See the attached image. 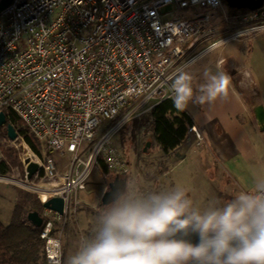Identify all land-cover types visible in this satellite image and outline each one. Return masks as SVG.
Returning a JSON list of instances; mask_svg holds the SVG:
<instances>
[{"label": "built area", "instance_id": "obj_1", "mask_svg": "<svg viewBox=\"0 0 264 264\" xmlns=\"http://www.w3.org/2000/svg\"><path fill=\"white\" fill-rule=\"evenodd\" d=\"M227 8L224 0H12L0 8V111L43 144L36 153L17 133L13 141L28 149L24 177L0 181L41 203L63 200L62 215L40 212L49 264L64 263L54 230L74 212L98 159L110 172L126 171L118 130L169 98L168 76L208 46L264 31V0L252 10ZM25 159L37 164L30 178Z\"/></svg>", "mask_w": 264, "mask_h": 264}, {"label": "clouds", "instance_id": "obj_2", "mask_svg": "<svg viewBox=\"0 0 264 264\" xmlns=\"http://www.w3.org/2000/svg\"><path fill=\"white\" fill-rule=\"evenodd\" d=\"M217 47L211 44L168 76L177 112L190 103L227 100L230 77L221 64L215 71L203 67V82H196L195 65ZM66 264H264V175L227 202L217 200L203 210L183 187L145 189L126 180L100 208L93 233L80 238Z\"/></svg>", "mask_w": 264, "mask_h": 264}, {"label": "rangeland", "instance_id": "obj_3", "mask_svg": "<svg viewBox=\"0 0 264 264\" xmlns=\"http://www.w3.org/2000/svg\"><path fill=\"white\" fill-rule=\"evenodd\" d=\"M227 9L230 12L234 11L232 8ZM217 55L225 58L223 70L228 75L232 73L230 75L234 76L235 82L241 81L238 86L240 91L234 87L235 84L230 80L227 100L218 99L211 105L190 103L187 111L198 120L218 117L222 119V124L240 126L239 130L237 127H230L228 130L232 138L237 131L236 134H240L242 137L240 138L242 143L238 148L240 150L235 156H231V154L220 156L214 152H208L205 160L204 157L196 153V157L178 160L179 162L175 158V161L170 164L173 158L159 155L155 143H152L150 139L144 140L140 136L131 138L129 130L134 124V120L131 119L113 139L114 145L122 155L126 171L124 173L110 172L105 175L98 165L95 166L85 189L76 194L74 212L68 218H63V221L65 220L63 226L57 224L56 234L60 236L63 264H66L67 259L76 251L84 230L89 227L95 228L97 213L103 207L100 204V196L107 190V183L111 182L116 174L125 177L126 180L138 181L145 189H149L150 185L148 186V184L153 176L156 178L160 175V179L157 177L156 183H150L151 187L155 184L153 189L183 187L187 190L194 206H198L202 210L217 200L227 202L241 188L250 186L256 175H264V132L257 129L251 113L254 104L262 103L264 105V31L229 41L223 47H218L213 54L200 60L195 65L194 71L198 69L202 72L205 66H212L215 71ZM196 82H203L199 74H197ZM228 115L232 117L227 121ZM121 140H123V146L119 144ZM7 141L10 140L7 138ZM10 142L11 145L20 148L19 161L21 165L12 168L7 174L23 178L22 160L28 149L25 148L26 146H21V141ZM146 142L149 143V146L143 152ZM1 147L4 148V145L2 144ZM53 156L57 158L61 167L64 158L57 153H54ZM17 189L31 193L39 200L37 193H32L30 189L19 187L11 180H1L0 220L4 224L10 223L12 219L11 213L14 211Z\"/></svg>", "mask_w": 264, "mask_h": 264}, {"label": "trees", "instance_id": "obj_4", "mask_svg": "<svg viewBox=\"0 0 264 264\" xmlns=\"http://www.w3.org/2000/svg\"><path fill=\"white\" fill-rule=\"evenodd\" d=\"M12 0H0V8L10 4ZM6 120L11 123L15 131L22 135L29 148L40 153V146L37 140L31 138L26 128L19 122L17 116L5 111ZM133 127L129 130L131 138L140 136L144 140L150 139L158 149L159 155L168 156L179 147L185 140L188 128L193 127L194 121L189 114L177 112L173 107L170 98L155 103L147 112L139 117H135ZM123 128V127H122ZM121 128V129H122ZM120 129V130H121ZM118 130V133L120 132ZM5 126L0 127V175H5L14 167H20V148L11 145L7 141ZM4 148L1 147L2 144ZM123 140L120 146H123ZM99 166L105 175L110 174L101 158L96 166ZM157 177L150 179V183H156ZM149 189H153L155 184ZM18 190L14 199V211L10 223L4 224L0 220V264H49L44 250V240L40 239L42 226L35 227L30 224L26 215L28 212L42 210V203L38 197L24 190Z\"/></svg>", "mask_w": 264, "mask_h": 264}, {"label": "crops", "instance_id": "obj_5", "mask_svg": "<svg viewBox=\"0 0 264 264\" xmlns=\"http://www.w3.org/2000/svg\"><path fill=\"white\" fill-rule=\"evenodd\" d=\"M221 47H223V45ZM223 61H225L224 57H222L221 55L216 56L215 58L216 65L221 64L223 68ZM195 72L196 74H199V72L201 71H198V69H196ZM230 74L229 77L230 80L235 84L234 87L240 91V88H238V86L239 83H241V81L235 82L234 81L235 79H233L234 76ZM186 112L189 114V116L192 117L194 121L193 126H195L194 128L198 130L202 138L198 140L194 138L193 135L188 131L187 136L185 140L182 141L181 145L177 147L174 151H172L170 154H168L170 158H173V160L170 161V164H172L173 161H175L174 160L175 158L177 162H179L178 160L182 161L192 156L196 157L197 154L204 157L205 160L208 152L210 153L214 152L220 156H228V154H231V156H235L237 154V152L240 150L238 149L239 145L242 143V140L240 139L242 137L240 136V134H236L238 133L237 130H239L240 126H236L234 124L232 125L222 124L221 123L222 119L218 117H213L206 120L203 119L198 120V118L191 115L187 110ZM230 117L232 116L228 115V117H226V120L228 121ZM230 127L238 128L236 130L237 132L234 133L233 138L232 136H230V133L228 132V130H230ZM158 179H160V175ZM54 232L56 233V230H54Z\"/></svg>", "mask_w": 264, "mask_h": 264}, {"label": "water", "instance_id": "obj_6", "mask_svg": "<svg viewBox=\"0 0 264 264\" xmlns=\"http://www.w3.org/2000/svg\"><path fill=\"white\" fill-rule=\"evenodd\" d=\"M227 4L228 7L230 8H235V9H240V8H245V9H254L256 7H259L262 3V0H224ZM252 114H253V119L255 122V126L257 129L261 132H264V105L262 103H256L252 106L251 108ZM5 126L6 129V135L7 138L10 141L15 140L17 132L15 131L14 127L12 126L11 123H8L6 120L5 113L3 111H0V127ZM149 146V143L146 142L145 147L143 148V152L146 151V148ZM28 159H25V163H27L26 166V177L30 178L33 173L36 170L37 164L34 162H29L27 161ZM126 181L125 177H120L118 174H116L112 181L107 183V190H105L102 194L100 203L104 205L107 203L113 193H115L118 189H121L124 185V182ZM42 208L52 210V212H57L59 215L63 214V200L60 199V197H53L49 198L48 200L42 202ZM27 221L32 224V226L35 227H40V224H42V217L40 213L37 211H31L28 212L26 215ZM192 241L195 243L196 238L192 237Z\"/></svg>", "mask_w": 264, "mask_h": 264}, {"label": "flooded vegetation", "instance_id": "obj_7", "mask_svg": "<svg viewBox=\"0 0 264 264\" xmlns=\"http://www.w3.org/2000/svg\"><path fill=\"white\" fill-rule=\"evenodd\" d=\"M103 194V193H102ZM101 199V198H100ZM101 204V203H100ZM102 205V204H101ZM103 206V205H102ZM93 230H94V228L92 229L91 227H89V228H86L85 230H84V232H83V236H90L92 233H93ZM77 235V234H76ZM79 237V236H78ZM82 236H80V238H81ZM79 243V242H78ZM77 247H78V245H77ZM64 261V260H63Z\"/></svg>", "mask_w": 264, "mask_h": 264}]
</instances>
